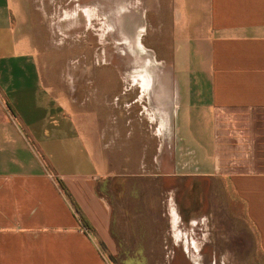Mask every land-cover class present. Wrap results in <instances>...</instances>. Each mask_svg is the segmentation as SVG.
<instances>
[{
    "label": "crops",
    "instance_id": "1",
    "mask_svg": "<svg viewBox=\"0 0 264 264\" xmlns=\"http://www.w3.org/2000/svg\"><path fill=\"white\" fill-rule=\"evenodd\" d=\"M29 3L0 0V264H110L121 250L110 185L118 175L100 128L83 125L45 76ZM147 8L151 51L165 54L169 73L130 80L146 99L148 125L123 120L118 132L153 136L136 171L120 178H180L185 198L196 182L197 214L218 183L264 255V0H150ZM116 84L125 94V81Z\"/></svg>",
    "mask_w": 264,
    "mask_h": 264
},
{
    "label": "rangeland",
    "instance_id": "2",
    "mask_svg": "<svg viewBox=\"0 0 264 264\" xmlns=\"http://www.w3.org/2000/svg\"><path fill=\"white\" fill-rule=\"evenodd\" d=\"M29 1L28 12L42 34L39 56L45 76L60 83L61 96L83 118V125L100 128L103 148L104 143L109 146L108 159L118 175L110 185L114 236L121 250L109 263L264 264L254 229L233 213L236 207L221 195L218 183L210 182L203 198L204 213L197 214L196 182L190 184L193 192L185 198L180 178H120L136 171L134 163L148 152L149 136H153L144 132L129 140L128 134L118 132L123 120L140 129L148 125L147 103L142 102L146 99H140L139 87L130 80L169 73L165 54L151 51L150 0ZM118 79L125 81V94L116 84ZM104 129L109 130L107 134ZM184 199L189 202L187 208L182 206ZM183 212L197 219L186 222ZM187 227L190 238H186ZM245 233L251 238L243 237ZM248 241L251 245L245 249Z\"/></svg>",
    "mask_w": 264,
    "mask_h": 264
},
{
    "label": "trees",
    "instance_id": "3",
    "mask_svg": "<svg viewBox=\"0 0 264 264\" xmlns=\"http://www.w3.org/2000/svg\"><path fill=\"white\" fill-rule=\"evenodd\" d=\"M61 187H62V189L66 192V190H65V188L63 187L62 184H61ZM66 194H67V192H66ZM67 195H68V194H67ZM71 203H72V205H73V207H74V210H75V212L77 213V215H78L80 221H81L84 225H87V222H86V220H85L83 214L81 213L79 207L75 204V202H74L73 200H71Z\"/></svg>",
    "mask_w": 264,
    "mask_h": 264
},
{
    "label": "bare ground",
    "instance_id": "4",
    "mask_svg": "<svg viewBox=\"0 0 264 264\" xmlns=\"http://www.w3.org/2000/svg\"><path fill=\"white\" fill-rule=\"evenodd\" d=\"M142 83H143V82H142ZM145 86H146V85H145ZM145 86H144V87H145ZM145 88H146V87H145Z\"/></svg>",
    "mask_w": 264,
    "mask_h": 264
}]
</instances>
